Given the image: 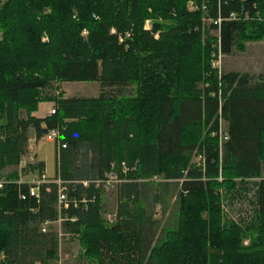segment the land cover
Here are the masks:
<instances>
[{
  "label": "trees",
  "instance_id": "obj_1",
  "mask_svg": "<svg viewBox=\"0 0 264 264\" xmlns=\"http://www.w3.org/2000/svg\"><path fill=\"white\" fill-rule=\"evenodd\" d=\"M261 41L264 0H0V175L20 166L32 129L38 140L58 129L61 178L87 201L63 211L61 227L87 263L264 264V75L212 66L219 46L231 56ZM77 82L98 83L99 97L44 96ZM43 102L56 113L36 117ZM110 174L122 181L113 224L95 185ZM19 178L0 189V264H59L58 234L42 232L59 220L58 186L23 201ZM153 188L177 189L175 227L154 219ZM250 194L243 228L227 225L223 206Z\"/></svg>",
  "mask_w": 264,
  "mask_h": 264
},
{
  "label": "rangeland",
  "instance_id": "obj_2",
  "mask_svg": "<svg viewBox=\"0 0 264 264\" xmlns=\"http://www.w3.org/2000/svg\"><path fill=\"white\" fill-rule=\"evenodd\" d=\"M152 27L153 22L147 21L146 29H152ZM213 34L216 35L217 33L213 32ZM261 42V44L256 46H247L246 44L244 51L236 50L231 56H223L221 69L224 72H251V74H256L257 76L264 74V41ZM61 94H63L65 98H97L100 95V87L98 83H64L61 85L54 84L51 89L44 92V96L59 97ZM55 107L54 103L43 102L40 104L39 111L35 116L39 118L47 113L50 115ZM29 148L27 155L23 158L19 167H10L1 173L0 176L2 181L0 182H5L7 184L8 181H6L5 178L14 172H17L20 177L18 182H21L22 180L24 184L31 183L35 178L40 176L38 171H33L31 169L32 165L38 163L36 158L46 164V170L44 173L47 177L50 176L51 178L56 175V143L48 141L46 137L38 140L35 130L32 129L30 131ZM118 179L120 178L118 177ZM177 193L178 191L176 188H171L168 192H159L153 188L148 192V199H150L149 203L153 209L154 219L160 222L161 228L175 227L177 224ZM155 195H161V203H158L157 205L153 202ZM251 196L252 194L249 195L248 199L244 198L241 201L234 203L230 202L223 206L225 212L224 220L227 225H231L232 223L242 227L244 224L242 221L251 215L252 206L249 201ZM102 203L104 206V219L109 224H113L116 219L119 205L118 183H113L109 188H105ZM225 223L224 225H226ZM58 230L57 225H53L49 228V231L56 232ZM247 236L248 237L242 239L244 246L250 245L253 240L250 234ZM80 253L81 248L78 240L71 237H65L62 240L61 249L59 248L58 252L61 264H89L83 259Z\"/></svg>",
  "mask_w": 264,
  "mask_h": 264
},
{
  "label": "built area",
  "instance_id": "obj_3",
  "mask_svg": "<svg viewBox=\"0 0 264 264\" xmlns=\"http://www.w3.org/2000/svg\"><path fill=\"white\" fill-rule=\"evenodd\" d=\"M189 9L191 11H197L198 6L194 2H190L189 3ZM205 9H206L205 6L202 7V10L205 11ZM245 16L247 17L248 14ZM232 18H236V15H232ZM220 22H221V20H219V23ZM84 35L86 36L87 32H84ZM128 37H129V35H128ZM121 41H123V39H121ZM222 58H223V55L221 53L220 46H219V52L216 55V57L212 63L214 69H217L219 71V73L222 72V69H221ZM55 113H56V109H54L50 113V115H54ZM218 135L220 138V147L222 149L223 142L228 140V136H227V132H226V123L223 121L221 115H220V121H219ZM45 137L48 141H53L57 145V148H56V160H57L56 175L53 178H50V177H47L45 173H43L38 178H35L31 183H27L30 186L29 194H22L21 199L23 201H26L30 197V198L36 199L37 201H40L41 200V188L43 186H50V185H57L58 186V199H57L56 209H57L58 214L60 216L59 220L57 222H50V221L45 222L42 225V232L45 234L49 233L50 232L49 228L53 225H57L59 230L56 231V233L58 234V237H59V245H60V249H61L62 240L65 237H71L70 235L65 236V234L62 231L61 226L63 223V219H62L61 215H62L63 211H67L71 207L78 209L80 204L86 205L87 201L86 200L77 201V197H75L73 200H71L70 196H69V190L67 187L70 183L64 182L61 178L60 162H61L62 150L66 149V145L62 144V142H61L60 131L58 129L51 130L46 134ZM194 162L199 167L204 166L205 158L203 155H195ZM122 172L124 175L128 172V168L125 164H123V166H122ZM113 183H118V184L122 183V181L118 179L116 174H110L106 180L95 182V185L97 187L103 186L104 188H109ZM5 184H6L5 182H0V189H3ZM21 184H24V183L22 181L18 182V185H21ZM80 184L84 185V187H88L90 183L89 182H80ZM60 261H61V259L59 256V264H61Z\"/></svg>",
  "mask_w": 264,
  "mask_h": 264
},
{
  "label": "crops",
  "instance_id": "obj_4",
  "mask_svg": "<svg viewBox=\"0 0 264 264\" xmlns=\"http://www.w3.org/2000/svg\"><path fill=\"white\" fill-rule=\"evenodd\" d=\"M262 42H257V43H255V42H253V43H248L247 44V46H256V45H259V44H261ZM239 73H242V74H251V72H239ZM251 75H256V74H251ZM260 75H264V74H260ZM49 116V113H47V114H45L44 116H40L39 118H45V117H48ZM30 149V148H29ZM32 149V148H31ZM37 159V162L39 163V162H43V161H41V160H39L38 158H36ZM44 163V162H43ZM45 164V163H44ZM45 170H46V164H45ZM50 177V176H49ZM51 178H53V177H51ZM22 181V180H21Z\"/></svg>",
  "mask_w": 264,
  "mask_h": 264
}]
</instances>
